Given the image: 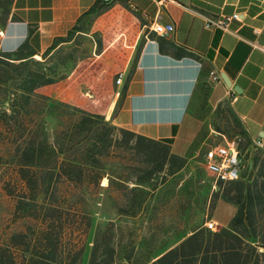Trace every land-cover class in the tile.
Returning a JSON list of instances; mask_svg holds the SVG:
<instances>
[{"label":"crops","instance_id":"crops-1","mask_svg":"<svg viewBox=\"0 0 264 264\" xmlns=\"http://www.w3.org/2000/svg\"><path fill=\"white\" fill-rule=\"evenodd\" d=\"M94 1L9 0L0 53L53 67L55 79L64 77L55 86L70 88L77 104L74 89L87 97L92 91L112 136L126 132L166 148L172 171L153 194L167 189L184 201L183 216H197L211 232L238 233L264 252V54L251 47L264 44V0H109L106 11L48 51ZM232 13L240 20L228 32L203 27L205 17ZM154 25L173 31L160 37ZM217 146L236 150L237 180L214 182L204 170V153ZM123 165L113 162L100 181L105 196L115 198L116 185L152 193V178L136 185L121 174ZM178 227L189 232L191 225Z\"/></svg>","mask_w":264,"mask_h":264},{"label":"trees","instance_id":"trees-1","mask_svg":"<svg viewBox=\"0 0 264 264\" xmlns=\"http://www.w3.org/2000/svg\"><path fill=\"white\" fill-rule=\"evenodd\" d=\"M8 3L0 0V25ZM108 5L95 0L48 51ZM15 60L0 53V147L11 148L0 165L11 168L21 185L6 195L13 200L12 219L23 229L0 246V264H264V252L238 233L211 232L196 216H183L180 196L167 189L153 194L172 171L164 165L166 148L142 145L126 132L116 139L98 115L92 91L87 97V90L74 89L77 104L70 88L55 86L64 77L55 79L53 67ZM113 162H123L121 174L136 185L152 178V193L116 185L115 198L102 194L99 183ZM103 205L115 219L95 221L105 217ZM176 222L190 224V231H176Z\"/></svg>","mask_w":264,"mask_h":264},{"label":"built area","instance_id":"built-area-1","mask_svg":"<svg viewBox=\"0 0 264 264\" xmlns=\"http://www.w3.org/2000/svg\"><path fill=\"white\" fill-rule=\"evenodd\" d=\"M155 4L164 6L170 3V0H151ZM240 16L238 13H232L228 16H221L219 18H204L203 27L205 29L219 30L221 32H228V26L232 21H239ZM264 27V21H263ZM173 31L170 25H154L153 32L160 37L166 36ZM254 33H256L254 31ZM252 48L258 49L264 54V44L257 46L251 44ZM212 81L218 80V77L213 73L209 74ZM119 83V78L115 80V84ZM259 145V143H258ZM203 168L214 180V182L227 183L237 180L239 161L237 158L236 150L232 146L214 147L204 153ZM208 228H211L209 224Z\"/></svg>","mask_w":264,"mask_h":264},{"label":"rangeland","instance_id":"rangeland-1","mask_svg":"<svg viewBox=\"0 0 264 264\" xmlns=\"http://www.w3.org/2000/svg\"><path fill=\"white\" fill-rule=\"evenodd\" d=\"M10 150L11 148L0 147V156H6ZM10 189H14L15 191L21 190V185L16 182V177L11 168L0 165V246L5 244L7 237L12 232L23 229L22 222L13 221L12 219L13 200L6 195V191ZM99 198L104 199L102 196ZM171 211V209L167 210V212ZM102 212L105 217L102 218L100 215L95 216L94 219L96 222L106 220V218L111 220L115 219L113 211L107 205H103ZM196 218L198 222L199 218L197 216ZM180 224L176 222V231H179L177 228H179L178 226Z\"/></svg>","mask_w":264,"mask_h":264},{"label":"water","instance_id":"water-1","mask_svg":"<svg viewBox=\"0 0 264 264\" xmlns=\"http://www.w3.org/2000/svg\"><path fill=\"white\" fill-rule=\"evenodd\" d=\"M104 2H107V1H109V0H103Z\"/></svg>","mask_w":264,"mask_h":264}]
</instances>
